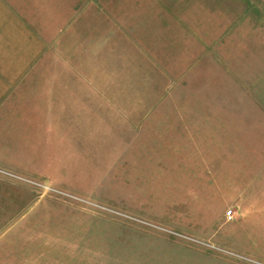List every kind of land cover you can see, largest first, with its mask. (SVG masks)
Here are the masks:
<instances>
[{
    "label": "rangeland",
    "instance_id": "rangeland-1",
    "mask_svg": "<svg viewBox=\"0 0 264 264\" xmlns=\"http://www.w3.org/2000/svg\"><path fill=\"white\" fill-rule=\"evenodd\" d=\"M49 1L0 111V264H264V0Z\"/></svg>",
    "mask_w": 264,
    "mask_h": 264
},
{
    "label": "crops",
    "instance_id": "crops-1",
    "mask_svg": "<svg viewBox=\"0 0 264 264\" xmlns=\"http://www.w3.org/2000/svg\"><path fill=\"white\" fill-rule=\"evenodd\" d=\"M36 4L39 9L35 8ZM47 5L49 11V0ZM45 10L46 0H0V111L14 108V99L20 95L21 72H25L27 60L43 59L46 49L59 46L52 43L51 18L46 20ZM21 59H25L23 66ZM258 195H249L251 204ZM248 213L254 214V210L249 209Z\"/></svg>",
    "mask_w": 264,
    "mask_h": 264
},
{
    "label": "built area",
    "instance_id": "built-area-1",
    "mask_svg": "<svg viewBox=\"0 0 264 264\" xmlns=\"http://www.w3.org/2000/svg\"><path fill=\"white\" fill-rule=\"evenodd\" d=\"M226 214H227V215H226V216H227V218H228V219H230V218H231V211H227V213H226Z\"/></svg>",
    "mask_w": 264,
    "mask_h": 264
}]
</instances>
